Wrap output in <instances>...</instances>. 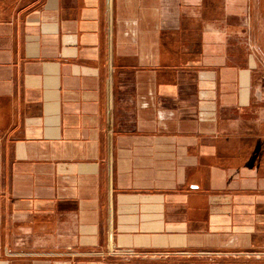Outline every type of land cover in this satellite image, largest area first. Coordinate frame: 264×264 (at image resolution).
<instances>
[{
	"label": "crops",
	"instance_id": "crops-1",
	"mask_svg": "<svg viewBox=\"0 0 264 264\" xmlns=\"http://www.w3.org/2000/svg\"><path fill=\"white\" fill-rule=\"evenodd\" d=\"M0 264H264V0H0Z\"/></svg>",
	"mask_w": 264,
	"mask_h": 264
}]
</instances>
